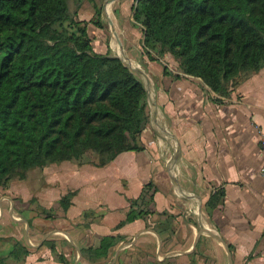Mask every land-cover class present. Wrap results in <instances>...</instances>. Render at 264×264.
Returning <instances> with one entry per match:
<instances>
[{"label":"crops","instance_id":"crops-1","mask_svg":"<svg viewBox=\"0 0 264 264\" xmlns=\"http://www.w3.org/2000/svg\"><path fill=\"white\" fill-rule=\"evenodd\" d=\"M134 1L76 0L73 12L91 21L96 51L125 55L140 71L150 116L139 139L144 149L98 166L86 147L0 188V264H96L87 250L105 235L118 241L97 264H264V68L215 102L219 95L201 78H176L143 52ZM162 58L178 72L170 53ZM149 182L152 213L118 226ZM71 191L64 211L59 200ZM216 192L223 201L210 209ZM13 240L29 250L23 260L9 256Z\"/></svg>","mask_w":264,"mask_h":264},{"label":"trees","instance_id":"trees-1","mask_svg":"<svg viewBox=\"0 0 264 264\" xmlns=\"http://www.w3.org/2000/svg\"><path fill=\"white\" fill-rule=\"evenodd\" d=\"M136 1L133 21L143 31V52L164 62L163 53H170L178 72L167 62L165 72L201 78L219 95L215 102L264 68V0ZM77 15L68 0H0V188L31 169L73 159L77 145L95 150L98 166L144 149L139 139L150 120L144 83L111 50H95L91 21ZM154 192L147 183L118 226L152 213ZM73 195L60 198L64 211ZM223 197L212 194L207 206L217 207ZM117 241L103 236L87 250L89 260L108 259ZM28 254L13 240L9 256Z\"/></svg>","mask_w":264,"mask_h":264},{"label":"rangeland","instance_id":"rangeland-1","mask_svg":"<svg viewBox=\"0 0 264 264\" xmlns=\"http://www.w3.org/2000/svg\"><path fill=\"white\" fill-rule=\"evenodd\" d=\"M74 1H76V0H68V2H70V6H69V7H70V12H71V13H74V12H73V11H74V8H75V7H74ZM101 1L103 2V0H101ZM136 2H137V1L135 0L134 3H136ZM101 6H102V5H99V6H98V9H97V10H99L100 13H101ZM96 7H97V6H96ZM97 10H96V11H97ZM96 15H97L96 18H99V15H100V14H97V13H96ZM163 54H164V53H163ZM166 61H167V60H166ZM167 62H168V61H167ZM126 64H127L128 66H130L128 63H126ZM86 147H88L86 144L77 145V146L75 147V151L78 152L79 150L84 149V148H86ZM88 148H90V147H88ZM92 150H93V149H92ZM94 151H95V150H94ZM95 152H96V151H95ZM32 170H33V169L29 170L27 177L24 178L23 180H25V179L28 178V176H29V174H30V172H31ZM33 174H34V173H31V176H32V177L30 178V181H31V180L33 179V177H34ZM19 179H20V178H19ZM33 180H34V179H33Z\"/></svg>","mask_w":264,"mask_h":264},{"label":"water","instance_id":"water-1","mask_svg":"<svg viewBox=\"0 0 264 264\" xmlns=\"http://www.w3.org/2000/svg\"><path fill=\"white\" fill-rule=\"evenodd\" d=\"M114 38H116L117 40H118V36H117V33L116 32H114ZM115 39V40H116ZM117 57H120L125 63H128L129 65H130V63H129V61H128V59H127V57L125 56V55H121V54H118V55H116ZM130 67L135 71V72H140L139 70H137L136 68H134L133 66H131L130 65ZM179 155H180V152H178V155H177V158L179 157Z\"/></svg>","mask_w":264,"mask_h":264},{"label":"built area","instance_id":"built-area-1","mask_svg":"<svg viewBox=\"0 0 264 264\" xmlns=\"http://www.w3.org/2000/svg\"><path fill=\"white\" fill-rule=\"evenodd\" d=\"M164 64H167L166 62H164V61H162ZM168 65V64H167ZM168 67L170 68V66L168 65ZM172 69V68H171ZM173 70V69H172ZM261 147H262V149H263V152H264V136H262V138H261ZM260 172H261V175L264 177V164H263V166H262V168H261V170H260Z\"/></svg>","mask_w":264,"mask_h":264}]
</instances>
